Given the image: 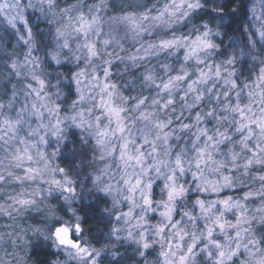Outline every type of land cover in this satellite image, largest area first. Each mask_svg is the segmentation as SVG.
<instances>
[{"label":"clouds","instance_id":"clouds-1","mask_svg":"<svg viewBox=\"0 0 264 264\" xmlns=\"http://www.w3.org/2000/svg\"><path fill=\"white\" fill-rule=\"evenodd\" d=\"M0 264H264V0H0Z\"/></svg>","mask_w":264,"mask_h":264}]
</instances>
